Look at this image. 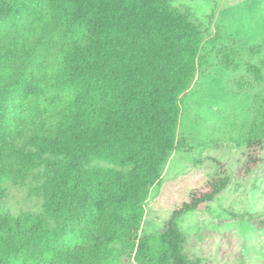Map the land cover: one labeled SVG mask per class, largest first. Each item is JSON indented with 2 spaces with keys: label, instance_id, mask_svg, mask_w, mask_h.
<instances>
[{
  "label": "trees",
  "instance_id": "1",
  "mask_svg": "<svg viewBox=\"0 0 264 264\" xmlns=\"http://www.w3.org/2000/svg\"><path fill=\"white\" fill-rule=\"evenodd\" d=\"M203 42L170 0H0V186L39 169L44 180L42 215L0 214V264H202L184 253L178 220L228 188L221 163L157 235L140 231L184 145L181 106ZM218 54L240 68L232 49ZM262 126L264 111L238 141L240 178L261 162Z\"/></svg>",
  "mask_w": 264,
  "mask_h": 264
},
{
  "label": "rangeland",
  "instance_id": "2",
  "mask_svg": "<svg viewBox=\"0 0 264 264\" xmlns=\"http://www.w3.org/2000/svg\"><path fill=\"white\" fill-rule=\"evenodd\" d=\"M170 2L201 28L204 42L195 81L181 106L178 137L184 145L172 154L160 184L150 192L140 236L157 235L193 191L219 174L221 163L231 178L228 188L178 220L184 253L202 264H264V126L256 154L259 166L238 177L248 154L238 141L251 124L260 123L264 111V0ZM224 49L235 51L238 70L222 66L218 53ZM247 64L261 69L262 81L247 72ZM43 181L39 169L24 185L0 186V214L42 215Z\"/></svg>",
  "mask_w": 264,
  "mask_h": 264
}]
</instances>
